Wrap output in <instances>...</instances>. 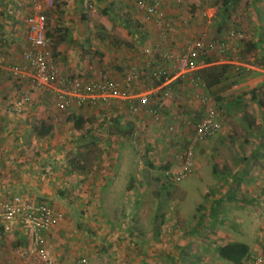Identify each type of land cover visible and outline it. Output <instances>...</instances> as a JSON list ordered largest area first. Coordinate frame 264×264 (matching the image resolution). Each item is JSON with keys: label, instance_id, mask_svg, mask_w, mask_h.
Listing matches in <instances>:
<instances>
[{"label": "rangeland", "instance_id": "374dc122", "mask_svg": "<svg viewBox=\"0 0 264 264\" xmlns=\"http://www.w3.org/2000/svg\"><path fill=\"white\" fill-rule=\"evenodd\" d=\"M30 1L0 0L2 45L7 42H13L17 48L20 45L18 36L23 31V16ZM85 1L87 6H84ZM114 1L131 4L130 7L123 5V10L117 3L113 4ZM146 1L157 2L163 17L170 15L176 21L173 26L170 22L165 42H170L171 48L177 51L185 41L198 35L197 20L201 22L202 17L206 24L202 12L209 7L215 10L211 24L219 22L220 27H216L222 30V34L230 28L242 31V6L246 0H232L233 5L225 11L219 0ZM74 2L79 6L75 16H80L81 22L89 24L93 30L95 26H106L105 33L99 28L97 31L103 37L106 35L110 44L126 37L129 39L130 35L137 40L142 39L140 42H149L152 34L161 32L151 16L144 15L139 9L131 12V7H135L133 0H58L60 12L55 10L47 16L54 37L66 34V29L59 23L66 16L63 15L65 10L71 13L69 10L75 8ZM115 6L121 10L123 20L128 17L131 22L113 23L109 20L104 24L102 21L111 17L109 12L106 17L104 10H111L115 15ZM59 27L65 31H59ZM178 27L182 29L179 30L183 35L180 39L175 34ZM211 40V43L217 42L216 39ZM162 45L160 43L158 49ZM241 54L239 59L246 56L244 51ZM116 57L115 54H102L96 64L101 72L90 80L102 75L112 77L113 72L108 70L114 66ZM235 57L231 60L235 61ZM210 61L211 64L222 63L213 57ZM114 69L120 72L117 67ZM66 75L87 77L81 71ZM242 75L243 72H240V77L231 72L225 74L220 86H223L221 91L224 94L219 95H216L220 89L217 84L209 88L196 80L176 81L171 85V96L163 97L157 118L139 119L127 108H123L119 118L118 111L110 105L113 103H103L101 106L106 107L99 109L98 117L95 113L90 116L94 138L74 143L59 153L62 156L56 155L58 161L70 164L78 174L83 172L79 171L77 164L71 163L72 159L82 160L90 170L85 172L88 174L85 177L75 175L74 179H63L52 186L58 198L61 197L49 202L56 210L64 211L63 219L68 216L76 242L75 249L64 257L57 255L61 244H55L56 256L52 260H59L53 264H69L78 257H85L87 264H158L153 262V255L161 256V252H165L167 260L160 264H221L216 246L233 239L246 240L252 247L251 255L264 252V184L258 183L259 179H264V133L258 130L255 120H242L234 111L240 106L248 113L246 106H242L247 93L232 87L237 80L248 78ZM86 79L89 80L88 77ZM140 85L144 92L151 89L143 83ZM49 89L51 91H44V88L41 91L52 96L53 89ZM15 91L19 93L17 89ZM203 97L210 106L218 108L219 116L227 114L226 105L231 107L235 118L228 120L230 128L220 129L215 135L195 144L193 164L185 179L178 182L162 180L166 179L161 175L163 163L170 161V168H177L174 155L187 144L195 121L203 116L207 105ZM168 124L174 125L173 132L167 131ZM98 157L100 162L96 163ZM42 161L38 170L46 174L48 168H42L45 160ZM88 179H91L90 183ZM16 241L12 238L8 242L3 238L0 245L5 254H14L18 259L12 264H26L31 260V241L23 242L22 246ZM167 242L169 246L164 247ZM81 245L85 247L80 248ZM22 250H28L26 257L19 256ZM50 255L53 257L51 252Z\"/></svg>", "mask_w": 264, "mask_h": 264}, {"label": "crops", "instance_id": "0c3cea01", "mask_svg": "<svg viewBox=\"0 0 264 264\" xmlns=\"http://www.w3.org/2000/svg\"><path fill=\"white\" fill-rule=\"evenodd\" d=\"M218 2L224 7V11L228 10L229 6L231 7L233 5L231 4V2H233L232 0H230L231 5L229 4L227 6L223 5L221 1ZM87 3L88 2L85 1L84 6H87ZM116 3L118 4V1H114L113 4ZM74 4H76V2H74ZM130 4L127 3V1H122L119 2L118 5L119 8L123 9V5L129 6ZM74 7L75 8L69 10L71 13L65 10L63 15L66 16H63V19L61 18L62 20L59 23L66 29V34L54 37V54L61 67L63 77H67L66 74L68 72L81 71L89 80L91 78H96L97 74L101 72L98 70L100 69L98 68L99 65H96L100 60V56L102 54L106 56L115 54L117 57L116 60L113 61L114 66H112V69L108 70L109 73L113 72L111 74L113 75L112 77L122 79V74L128 68L127 66L135 65L142 75L136 82L125 89L128 90L129 93L137 95L138 93L144 92L140 85L143 83V86L146 88L151 87V89L149 88L148 90H152L156 84H154L155 81H153L154 79L150 76L151 70L146 67L145 61L148 58L146 54L149 53L157 57V55L166 50L178 52L177 49L171 48L170 42H165L168 40L167 37L162 38L160 33H156L152 34V39H149V42H146L147 40L140 42L142 39H139V41L136 37L130 35L129 39L126 37L127 39L123 41H114L111 45L106 35L103 37V35L99 34L100 32L97 31L99 28V30L105 33L107 30L106 26H95L94 30L91 29L89 24L81 22L82 19L80 16H75L78 12V4L74 5ZM116 7L117 6H115V8ZM119 8L115 9V15L111 14V10L105 9V16L107 17V12H109L111 17H108L107 20H103L102 22L106 24V21L111 20L113 23H115V21L126 23V20H130L128 17L123 20L124 17H121V10ZM242 8L244 13L240 25L242 26L241 32L244 35L245 44L243 43L242 47L232 52V54L234 53L233 56H237L235 57V61H238V63L235 61L230 63L232 67L230 72L232 75H239V77L240 72H243L241 77H248L237 80L235 84H232L233 88L247 93L246 99L244 98L246 101L242 103V106H246V112L248 113H245V109L242 108L243 111L240 106L235 108L234 111L240 114L242 120H255L258 130L264 133V0H246ZM136 9L138 11L139 8L131 7V12H133V10L136 12ZM205 10L210 17L215 15L214 8L209 7ZM72 13H74V15H72ZM226 14H228L227 11ZM60 17H62V15H60ZM145 17L147 19L149 18L147 16ZM151 20H155V18L152 16ZM166 20H168V27H170V22L172 23L171 26L176 23L170 15L167 16ZM204 20L206 24L203 23L202 17L201 22L199 19L197 20L200 31L196 37H202L203 40L210 43L212 42L211 39L219 41L227 36V31L223 34L222 30L219 31V22L212 25L211 22H209V24L206 19ZM217 25L219 27H216ZM60 28L61 27L58 28L59 31H65ZM171 29L174 28L171 27ZM179 30L182 29L178 27V31H175V34L180 39L183 38V35ZM21 33L20 36H18V43L20 44L18 48L13 42H7L6 45H2L0 50L3 56V61L0 64V199L8 198L14 193H20L25 200L30 202L35 201V199H37L36 202L47 200L49 202V200L59 199L61 197L59 196L58 198L54 193L55 189L52 188L54 184L61 183L63 179H74L75 175L79 178L88 175H85V173H76V171L72 170L73 168L70 164L58 161L56 155L62 153L63 150L65 151L68 146L74 143L79 144L94 138V130L91 126L92 120L90 116L95 113V117L97 118L99 109L103 110L106 106L102 107L101 105L103 103L100 101L95 105H85L74 97H68L69 105L66 107V110L62 111L58 108L56 106L58 101L57 97L54 96L55 94L47 96L49 93H43L41 91L43 88L44 91H51V89L48 87L34 86L32 83V78L30 76L32 71L25 65L21 56L22 47L24 45ZM160 43L163 44V47L158 49ZM117 44L118 46L121 44V46L118 47ZM242 50L246 56L243 54L245 57H240L239 59L238 56L243 52ZM218 55L219 54H216L215 58L219 62L226 63L221 61L225 57ZM153 58L155 57L151 56V59ZM115 67H117L120 72L115 71ZM149 81L152 84H150ZM221 84V82L217 84L220 89L216 88L218 89L216 95L224 94V92L221 91L223 88V86L220 87ZM16 89L19 93H16ZM28 90L32 94L31 102L26 103L20 112H8L6 107L15 100V97L22 91ZM252 95H256V97L262 101L263 106L260 105L257 99L253 98ZM133 100L136 99L133 98ZM126 102V100L118 102V104L122 106L121 108L118 107L119 112L117 115L119 118L122 115L123 108L125 109L127 107L125 106ZM225 108L227 109V114H222V116L219 117L222 122V131H224L225 128H230V126L228 127V120L235 118L231 112V107L228 108L225 105ZM245 114L248 115V117L245 116ZM78 118L84 120L82 128L79 129L74 126V120ZM40 127H50L49 133L43 136L37 135L35 131L36 129H40ZM100 157H98L96 163L100 162ZM42 160H45V164L42 168L45 166L48 168L46 174H41L38 170V167L43 163ZM85 180L87 181V179ZM89 180L91 179H88V183H90ZM258 183L264 184V179H259ZM30 199H32V201ZM49 203L52 205L51 202ZM63 218L48 229L44 235L45 243H48L45 246H47L49 253H52V258L56 256V252H54L53 248L57 243L61 244L59 247L60 250L57 252L59 257H64L75 249L76 242L73 240L75 236L67 220L68 216L65 219ZM12 230L16 231L12 232ZM3 238L8 242L12 238H15V240H17L16 242L21 246L23 242L31 241L30 237L27 234H23L21 229L15 226L10 229H5L0 224V243L3 241ZM233 241L247 243L250 249L248 258L251 256L252 247L246 240L233 239L222 242L219 245ZM165 246H169V243H165L164 247ZM82 247L85 246L81 245L80 248ZM13 255H11V253L5 254L0 245V256L4 264H12V261L17 262L18 259L14 258ZM166 257L167 255H165V252H161V256L158 257H154L153 255V262L158 264L163 263L167 260ZM57 260H59V258L54 259L53 262ZM220 262L221 264H233L223 258L220 259Z\"/></svg>", "mask_w": 264, "mask_h": 264}, {"label": "built area", "instance_id": "2783aa9c", "mask_svg": "<svg viewBox=\"0 0 264 264\" xmlns=\"http://www.w3.org/2000/svg\"><path fill=\"white\" fill-rule=\"evenodd\" d=\"M137 5L148 16L163 18L160 5L157 2L146 4L144 1H138ZM54 7V0L30 1L23 16L22 40L24 45L21 56L25 65L32 71L30 76L33 85L52 88L58 101L56 106L60 109L69 105L68 97H74L85 105H95L99 101L104 104L115 101L120 108L118 102L126 100L127 108L132 114L137 115L144 112L157 118V111L163 104V97L167 98L172 94L171 85L173 83L183 79L196 80L198 83H202L196 76L197 70L211 64V62H207V59L215 58V55L219 54L218 56H226L221 61L231 63L235 46L244 39L241 31L232 28L229 29L225 38L215 43H207L202 37H194L185 41L178 52L166 50L160 53L158 57L147 53L146 67L149 68L154 64L150 76L160 83L152 90L137 95L131 94L125 89L142 75L135 65H130L125 70L122 79L102 75L97 79L84 81L74 77L68 82V88L64 89L60 86L63 81L62 71L55 56H53V40L48 36L47 16ZM202 15L208 23L211 22V17L206 10L202 12ZM159 17L156 18V22L161 28L160 35L168 37V24L167 27L164 26ZM1 47L2 44L0 43V50ZM151 56L155 58L151 59ZM2 61L3 56L0 53V64ZM31 100V92L29 90L22 91L6 107V110L10 113L20 112L24 105ZM203 101L207 105L202 118L195 121L187 144L174 155V166L177 165V168H168L163 172V177L171 182L182 181L187 177L193 164L195 144L210 138L222 128L218 108L210 106L205 97H203ZM166 128L168 132H173L174 125L168 124ZM63 216L64 211L56 210L49 202H30L25 200L20 193H14L8 198L0 199V224L5 229L15 226L21 229L23 233H27L31 239V260L26 264H53L52 257L44 244V235ZM26 254H28V250H22L19 256L26 257ZM0 264H4L1 257ZM69 264H87V260L85 257H78ZM241 264H264V252L251 255L244 259Z\"/></svg>", "mask_w": 264, "mask_h": 264}, {"label": "trees", "instance_id": "16d2710c", "mask_svg": "<svg viewBox=\"0 0 264 264\" xmlns=\"http://www.w3.org/2000/svg\"><path fill=\"white\" fill-rule=\"evenodd\" d=\"M138 1H144V3H146V4H152V3L155 2V1H146V0H133V3L135 4V7H138V5H137V2ZM219 1H221L222 4L225 5V6H227V5L230 4V0H219ZM54 2H55V7L53 8V10H51V12L52 11H55V10H57L58 12H60L59 9H57L58 8L57 0H54ZM139 10L142 13H144L145 15H147V13L143 9L139 8ZM153 17L156 20V18L158 19L159 16H153ZM163 18L162 17H159V20H161L162 21V24L167 27V23L168 22H167V20H166L165 17H163ZM128 22H131V20L128 19ZM136 24L137 23H135V25ZM47 25H48V36L51 37L52 40H53L52 49H53V56H55V54H54V48H55L54 36H53V31L49 28V19L48 18H47ZM136 26H137L136 28H138L139 25H136ZM167 28L169 29V27H167ZM244 41L245 40L242 39L240 41L241 43L239 45L236 44L237 46H235V50H237L238 48H240L241 47L240 45L243 44ZM236 53H238V52H236ZM158 56L159 55H157V57ZM207 62H211L210 59H207ZM127 67H130V65L127 66ZM153 67H154V64L151 65L149 67V69L152 70ZM231 70H232V67L230 65H228V63H220L219 65L218 64H209V65H207V66H205L203 68L198 69L196 76L199 78V80H201V82L203 84H205L206 87H209L210 88V87H212V86L220 83L222 81V79L225 78V74H228V72H230ZM73 78L74 77H71V76L70 77H62L63 81H62V83H61L60 86L62 88H64V89L68 88V84H69L68 82L71 81V80H73ZM79 78L83 79L84 81H87L86 77H79ZM153 81H155L154 84H156V86H158L159 83H160V81H158L156 79H154ZM252 97L253 98H256L257 101H258V103L263 106L262 101L259 100L256 97V95H252ZM110 103H113V104H110V105L119 112L118 106L116 105L117 103H114V101H112ZM126 104L127 103H125V106H127ZM160 107H162V105ZM61 110L62 111L63 110H66V108L61 109ZM137 117L139 119H143L144 120V119H146L148 117H152V116H149L148 114H146L144 112H140L139 114L136 115V118ZM83 123H84V120L81 119V118H78V119H75L74 120V126L76 128H78V129L79 128H82ZM49 131H50V127H47V128L40 127V129H36L35 132H36L37 135L43 136L44 134L49 133ZM76 161H79V162H76ZM76 161H74L72 159L71 160V163L72 164H74V163L77 164L79 166L78 169H79L80 172L85 173V172H87V171L90 170V169H87L86 168V165H85V163L82 162V160L77 159ZM170 167H171V162L170 161L164 162L163 165H162V167H161V175L163 176V172L166 169L170 168ZM162 180H165V179H162ZM166 181L169 182L168 179H166ZM216 251H217V254H218V256L220 258H223V259H225L227 261H230L233 264H241L244 259L248 258L250 249H249V245L247 243H245V242H242V241H233V242L225 243L223 245H217L216 246Z\"/></svg>", "mask_w": 264, "mask_h": 264}]
</instances>
